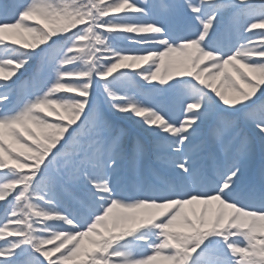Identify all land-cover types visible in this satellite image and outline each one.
Listing matches in <instances>:
<instances>
[{
	"label": "snow or ice",
	"instance_id": "obj_1",
	"mask_svg": "<svg viewBox=\"0 0 264 264\" xmlns=\"http://www.w3.org/2000/svg\"><path fill=\"white\" fill-rule=\"evenodd\" d=\"M0 264H264V0H0Z\"/></svg>",
	"mask_w": 264,
	"mask_h": 264
}]
</instances>
